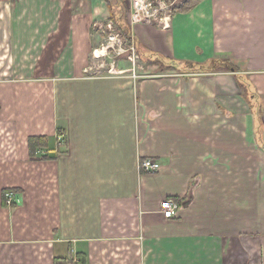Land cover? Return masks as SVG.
<instances>
[{
    "label": "crops",
    "instance_id": "obj_1",
    "mask_svg": "<svg viewBox=\"0 0 264 264\" xmlns=\"http://www.w3.org/2000/svg\"><path fill=\"white\" fill-rule=\"evenodd\" d=\"M190 1L135 42L236 72L91 76L107 0H0V264H264V0Z\"/></svg>",
    "mask_w": 264,
    "mask_h": 264
},
{
    "label": "rangeland",
    "instance_id": "obj_2",
    "mask_svg": "<svg viewBox=\"0 0 264 264\" xmlns=\"http://www.w3.org/2000/svg\"><path fill=\"white\" fill-rule=\"evenodd\" d=\"M166 2L167 8L161 10L160 5L155 3L152 7H149L148 4L142 6L141 12V22L132 23L133 15L136 14V9L131 1V5H124L125 11L123 12V19L127 22V25L130 27L131 32L133 33V27L141 24H153L154 26H160L161 22L156 21L154 18L149 17L151 14H156L159 19H162L167 13L175 15L176 6L181 7L183 0H164ZM181 5V6H180ZM185 6V8H188ZM118 13V11L116 10ZM104 29V37L101 41L99 47H97L91 54L88 55V62L90 63V69L87 70V74L91 76H108L110 75H132L134 78H143V77H153L165 72H175V73H184L182 71H177L176 69H170L166 67V64H158L157 55H149L142 49L133 50L129 48L123 37L119 35L117 26L112 23L109 18L105 20L102 25ZM108 30V33H107ZM135 40V39H134ZM2 49H5L2 47ZM11 59V56H10ZM9 54L6 56L3 53H0V81H11V80H24L28 79L31 74L30 70H18L13 69L12 66H20L19 62L10 63ZM9 63V64H8ZM9 66V68H7ZM11 66V68H10ZM185 71V70H183ZM19 82V81H17ZM20 82V83H22ZM1 109V104H0ZM5 125L2 120L0 122V127ZM8 139L10 142L18 141L17 136L8 134ZM6 133L0 132V143L5 142ZM63 140L59 139L61 142ZM10 190L3 191V203L6 204L7 194ZM14 201V200H13ZM9 207V206H8ZM11 207V206H10Z\"/></svg>",
    "mask_w": 264,
    "mask_h": 264
},
{
    "label": "trees",
    "instance_id": "obj_3",
    "mask_svg": "<svg viewBox=\"0 0 264 264\" xmlns=\"http://www.w3.org/2000/svg\"><path fill=\"white\" fill-rule=\"evenodd\" d=\"M190 0H183V2L181 3V7L176 6V8L174 10V12H178V11H182L185 8V6H188L190 4ZM113 3H118V4H113ZM125 1L124 0H107V6L109 9V13H110V21L112 23H114L117 26L118 29V33L121 37H123V39L125 40V42L127 43V45L129 46V48L134 47L135 50H143L144 49L139 46L138 43L135 42L132 32L130 30V27L127 25V22L123 19L124 15L123 12L125 11L124 7ZM190 7V5H189ZM188 7V8H189ZM116 10L118 11V13L116 12ZM108 33V30H107ZM149 55H155V54H150L148 52H146ZM156 56V55H155ZM157 61L154 62H158V64H166L167 68H172V69H176L177 71H189V72H232V71H237V67L231 63L230 61L227 60H214L212 62H210V64H202L196 67L193 63H183L181 61H171V63H167L166 60L157 55ZM183 64H187V66H185L184 68H180ZM207 65V66H206ZM185 70V71H183ZM246 92V91H245ZM47 139L44 137H32L29 139V145L31 147V153L32 155L36 154V151L39 149H44L47 147Z\"/></svg>",
    "mask_w": 264,
    "mask_h": 264
},
{
    "label": "built area",
    "instance_id": "obj_4",
    "mask_svg": "<svg viewBox=\"0 0 264 264\" xmlns=\"http://www.w3.org/2000/svg\"><path fill=\"white\" fill-rule=\"evenodd\" d=\"M132 2L136 9V14L133 15L134 21L132 23H137L142 21V19L140 18L141 14H139L138 12H141L142 6L145 4H148L149 7H152L155 2L160 5L161 10L168 7L164 0H132ZM149 17H152L156 21H160V22L163 20V18L159 19V17L156 14H151L149 15ZM132 49L135 50L134 48ZM59 139H62V137L60 136ZM140 168L145 172H157L161 169V163L154 159H145L144 161L141 162ZM6 202L9 206L13 204V196L11 194H7ZM181 209L182 206L175 200L167 199L164 200L161 204V211L165 216V218L167 219L177 218L179 216ZM71 264H79V261L77 259H74Z\"/></svg>",
    "mask_w": 264,
    "mask_h": 264
}]
</instances>
